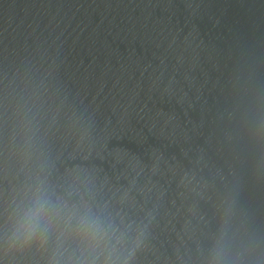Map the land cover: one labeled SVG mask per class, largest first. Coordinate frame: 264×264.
Returning a JSON list of instances; mask_svg holds the SVG:
<instances>
[{"label":"clouds","instance_id":"1","mask_svg":"<svg viewBox=\"0 0 264 264\" xmlns=\"http://www.w3.org/2000/svg\"><path fill=\"white\" fill-rule=\"evenodd\" d=\"M48 209L49 202L42 194L37 193L22 209L12 233L13 242L23 246L44 238L49 231L46 220ZM77 232L81 242V256L75 264H115L111 253L100 261V255L103 254L100 246L106 235L101 220L85 215L79 221Z\"/></svg>","mask_w":264,"mask_h":264}]
</instances>
